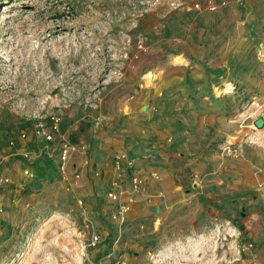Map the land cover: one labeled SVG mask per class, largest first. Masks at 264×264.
I'll use <instances>...</instances> for the list:
<instances>
[{"label":"rangeland","instance_id":"1","mask_svg":"<svg viewBox=\"0 0 264 264\" xmlns=\"http://www.w3.org/2000/svg\"><path fill=\"white\" fill-rule=\"evenodd\" d=\"M177 9L185 12L180 18L170 15ZM167 21L183 23L169 31L177 45L170 64L186 63L177 57L182 41L205 55L190 65L215 74L208 97L216 100L217 120L237 125L233 131L212 126L208 146L220 155L264 149V126L255 125L264 118V0H0V264H264V240L248 219L252 209L238 214L232 206L206 202L200 214L190 201L167 219L161 204L136 205L126 175L136 191L146 190L134 160L159 154L171 136L135 156L116 152L120 175L96 197L78 194L70 179L51 172L25 175L27 165L19 180L11 176L20 158L35 164L34 142L55 149L57 137L46 143L44 136L52 115L73 121L71 132L84 123L85 135L78 138L89 145L86 155L101 153V132L124 111L116 93L125 74L142 67L138 87L159 82L166 61L151 54L152 47L168 49L154 45ZM64 135L77 146L71 155L87 150ZM21 142L30 145L21 150ZM87 176L93 187L102 178L95 170ZM136 176L143 180L138 188ZM191 180L192 173L183 179L190 191Z\"/></svg>","mask_w":264,"mask_h":264},{"label":"crops","instance_id":"2","mask_svg":"<svg viewBox=\"0 0 264 264\" xmlns=\"http://www.w3.org/2000/svg\"><path fill=\"white\" fill-rule=\"evenodd\" d=\"M173 14L180 18L185 12L177 9L170 12V15ZM180 23L177 21L178 25ZM177 24L167 21L166 24L160 25L162 36L154 45L168 46L166 52L159 53L158 48L152 47L154 52L151 55L166 61L158 71L160 79L156 86L138 87L142 67L136 70L132 68L125 74L124 88L116 93L117 103L124 111L117 113L101 132L100 138L105 142L102 144L101 153L86 155L89 145L82 138H78L79 135H85L84 123H80L77 129L71 132L70 127L74 122L69 119L61 121V132L67 134L72 141L79 140L80 144L87 147V150L81 149L80 153L71 155L67 163V177L63 179H70L74 186H77L78 194L85 193L96 197L110 180L120 175V170L114 162L116 152L128 150L135 156L149 146L159 147L166 136H171V144L166 143L165 147L161 145L162 152L159 154L152 155L149 159L140 156L134 160V169L144 175L148 182L146 190L136 191L131 186L129 174L126 175L125 185L127 190L135 195L136 205L161 204L165 207L164 216L167 219L190 201L192 207L196 206L200 214L206 202L214 206H232L238 214H242L245 209H252L248 218L251 223H255L252 230L255 229L253 232L256 237L264 240V149L253 146L254 149L247 147L241 155H220L212 146H208L207 143L213 139L212 126L218 124L222 128L221 131H226L227 128L231 127L232 130L237 125H227L224 119L217 120L216 100L208 97L215 74L207 73L200 64L190 65L191 61L200 62L205 55L202 56L199 51L195 52L194 48L186 46V41H182L185 49L177 57H182L186 63L170 64V60L176 56L177 45L168 40L169 31L174 32ZM184 26L192 29L193 24L185 22ZM191 35L190 33L189 36ZM227 39L230 41V38ZM190 40L193 45V39ZM211 46L213 45L210 44ZM207 57L213 58L215 53ZM200 95L205 99L203 105L202 100H199ZM230 109L232 112L234 106L231 105ZM25 145L29 146L30 143L21 142L20 149L24 150ZM47 145L34 142L29 149L36 154L35 164L20 158L19 165L11 171L12 178L20 179V170L24 165L35 170L37 177L48 175L50 172L55 175L57 155L54 153V145ZM89 170L102 174L96 187L89 185ZM76 171L81 175L78 180H75ZM154 172L159 174L158 178L152 176ZM189 173H192V191L186 188L183 182Z\"/></svg>","mask_w":264,"mask_h":264},{"label":"built area","instance_id":"3","mask_svg":"<svg viewBox=\"0 0 264 264\" xmlns=\"http://www.w3.org/2000/svg\"><path fill=\"white\" fill-rule=\"evenodd\" d=\"M227 89L228 91L230 92H235V86H231V84L227 85ZM52 125H51V128L49 131L47 130H44V136H45V139L46 141L48 142H54L56 140V137H57V142H56V147L54 149V151L56 152V155H57V159H58V163H57V168H56V173L55 175H59L61 176L62 178L64 177H67V163L69 161V158L71 156V153L73 151H76L77 150V146L75 144H72L70 143L64 134L61 133L60 131V121H61V118L57 115H52ZM22 136L24 138H26V134L23 133ZM84 146H81L79 148H82ZM25 157H29V155L26 153L25 154ZM26 160V159H25ZM24 174L25 175H28V176H33V171H32V168L31 167H25V170H24ZM80 173H76L75 174V180H78L80 178ZM142 182L143 180L136 176L134 177V184H135V187L138 188L139 185L141 184L142 185ZM140 185V186H141ZM120 185H118L119 187ZM111 196L113 199H117L118 196L115 192L111 193ZM80 202L82 203V199L80 200ZM129 208L126 207V209H123V211H121V213H125V210L127 211ZM3 211V206L0 204V212ZM99 240V238L96 236L94 237V244Z\"/></svg>","mask_w":264,"mask_h":264},{"label":"water","instance_id":"4","mask_svg":"<svg viewBox=\"0 0 264 264\" xmlns=\"http://www.w3.org/2000/svg\"><path fill=\"white\" fill-rule=\"evenodd\" d=\"M255 125L258 128H262L264 126V118L260 117L258 119L255 120Z\"/></svg>","mask_w":264,"mask_h":264}]
</instances>
